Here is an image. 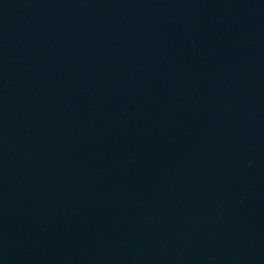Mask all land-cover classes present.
<instances>
[{"label":"water","instance_id":"95a60500","mask_svg":"<svg viewBox=\"0 0 264 264\" xmlns=\"http://www.w3.org/2000/svg\"><path fill=\"white\" fill-rule=\"evenodd\" d=\"M0 264H264V0H0Z\"/></svg>","mask_w":264,"mask_h":264}]
</instances>
